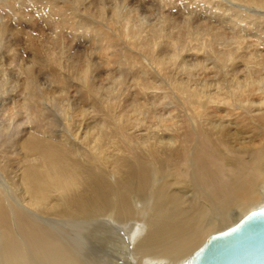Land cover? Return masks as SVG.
<instances>
[{"label": "bare ground", "instance_id": "obj_1", "mask_svg": "<svg viewBox=\"0 0 264 264\" xmlns=\"http://www.w3.org/2000/svg\"><path fill=\"white\" fill-rule=\"evenodd\" d=\"M27 1L60 27L61 45L79 36L77 47L97 45L100 60L77 68L56 55L43 71L37 65V77L26 66L34 57L24 55L15 80L0 83V264H182L209 236L264 207V0H169L166 24L178 15L184 27L173 26L164 44L160 28H146L147 37L132 25L150 11L148 0H137L148 5L139 9L131 0L5 4L23 13ZM194 12L210 65L202 62L209 76L190 86L175 75L178 61L197 57L181 56L195 39ZM120 236L119 253H107Z\"/></svg>", "mask_w": 264, "mask_h": 264}, {"label": "rangeland", "instance_id": "obj_2", "mask_svg": "<svg viewBox=\"0 0 264 264\" xmlns=\"http://www.w3.org/2000/svg\"><path fill=\"white\" fill-rule=\"evenodd\" d=\"M1 2H0V83H3V82H5V84L7 85V83L9 82V81H14L15 80V77H14V75L12 74V73H15L16 71H18V69H20V66H21V64H23L24 62H23V60L24 61H26V57H28V56H33L34 57V59L35 60H33L34 61V63H32V64H26V66L28 65L29 67H30V65H33L34 67H35V69L37 68V65H38V70H39V72H41V71H43V70H41V67H40V64L41 65H44L45 63H46V61L47 62H50V60L53 58V56H56L57 55V57H60V56H62V54H64V56H62L63 58H68L67 59V63H70V62H75V63H77L79 66H77V68H82V64H84L85 65V63L87 62V64H86V66L87 65H90L91 67H92V69L93 68H97L98 66H99V60L100 59H98V58H100V53H98L96 50H97V45H93L94 47H96V48H88V49H86V47H84V49H82L81 47H77L79 44H81V46H83L82 44H84V39L83 38H80L79 36H78V39H80V40H78V42H77V40L76 41H74V44L72 45L71 43H64L63 45H61V43H60V39H59V37H57V33L59 32V31H57V30H60V27L59 26H57V25H54L55 23H54V21H53V19L52 20H50V19H48V21H46V17H45V14L43 13L44 11L42 10V8H44V7H39V6H41V4L40 5H38V7L36 6V7H34V6H31L30 5V3H28V1H27V4H26V6H28V7H26L25 8V11L22 13V12H19V11H17V10H14V9H11V8H9L8 6H7V4H5L6 3V1L7 0H0ZM4 1V2H3ZM56 1L58 2V1H60V0H52V2H54V3H56ZM109 2H114V3H119L120 5H122V3H123V1L122 0H120L121 2H119V0H108ZM132 1V4H134V8H136V9H139V8H141V7H146V6H150L151 8H150V11H148V12H143V13H141V16H139V18L137 19L136 17H135V19L136 20H134L133 21V24L132 25H135V26H139L138 28H136V30L138 29V30H140V32H143V30L145 31V32H143V35L142 36H144V35H147V37H149V35L150 36H154V34L152 33V32H150V30L148 31L146 28H148V29H159L160 28V34H155V35H159L158 37H159V39L158 38H156L157 36H155V38H156V40H157V42L158 41H162V42H158L159 44H164V43H168V38H166V37H168V34H169V30L173 27V26H179V23H181L180 24V27H184V24H182V20H180V18L181 17H179L178 15L177 16H171V18L172 19H167V23L168 22H170V26H171V23L173 22V23H175L176 21H178V22H176V24H173L171 27L168 25V24H166V18H168V17H164L165 15H162V11H163V8L166 6H169V2L171 3V1H169V0H164V1H161V0H148V5H144V3H141V2H139V1H137V0H131ZM134 1V2H133ZM193 1V0H192ZM137 2V3H136ZM168 2V3H167ZM181 2H183V6H187V2H185V0H183V1H179V0H173V3L174 4H178V3H180V4H178L179 5V7H181L180 5H182L181 4ZM194 2V1H193ZM113 3V4H114ZM146 3V2H145ZM187 3V4H186ZM29 4V5H28ZM131 4V3H130ZM131 4V5H132ZM142 4V5H141ZM186 4V5H185ZM193 4V3H192ZM192 4H190V5H192ZM199 5H203L204 3H202V2H199L198 3ZM4 5V6H3ZM119 5V6H120ZM195 5V4H194ZM197 5V4H196ZM195 5V6H196ZM133 6V5H132ZM189 6V5H188ZM187 6V7H188ZM207 5H203V7H206ZM2 7V8H1ZM34 7V8H33ZM121 7V6H120ZM190 7V6H189ZM31 8V9H30ZM39 8V9H38ZM41 8V9H40ZM3 9H6V10H3ZM29 9V10H28ZM34 9V10H33ZM202 9V7H200V10ZM38 10H41L40 12H36V11ZM2 12V13H1ZM10 12V14H8ZM12 12V13H11ZM35 12V13H34ZM167 12V11H166ZM175 12V11H174ZM40 13V14H39ZM28 16H27V15ZM33 14H35L34 16H33ZM145 14V15H144ZM194 14H195V16H194ZM197 14H199V12H194V13H192V15L190 14L189 16H193V17H195V19H194V23H193V25H190L189 26V28L190 29H192L193 27H194V29H192V30H190L189 28V31H191V34L192 35H190L191 37H194L195 39H194V41H192V43L186 48V49H184V50H181L182 48H179L181 51H182V55L180 54L181 53V51H179L178 53L181 55V56H187V55H189V54H191V56H194V57H196V60L194 59V60H192V61H190L189 62V60L188 59H190V58H188L189 56H187V63L186 64H182V62L181 61H178V64H179V62H180V64H179V66H177V67H181V66H186V68H184V67H181L180 69L181 70H179L178 68V71H176V75L175 76H178L179 77V81L181 80V81H189L190 82V86H194V84L196 83V82H198V81H204L205 79H206V77H208L209 75H208V69H207V73H205L206 72V68H207V66H209L210 65V61L208 60V62H207V59H209L208 57L206 58V56H208V54H209V52H210V47H209V45H208V43H206L205 42V40H201V39H204L206 36H199L198 34H197V32L198 33H200L201 31H198V30H196L195 29V27H196V24H197V22L200 20V21H202L201 19H199L198 17H196V16H198ZM12 15H14V16H12ZM38 15V16H37ZM44 15V16H43ZM44 18H43V17ZM145 16V17H144ZM188 16V17H189ZM42 17V18H41ZM176 17H177V20H176ZM17 18V19H16ZM141 18V19H140ZM191 18V17H190ZM6 19H8V20H6ZM25 19V20H24ZM43 19V20H42ZM45 19V20H44ZM161 19V20H160ZM163 19H164V21H163ZM197 19H199V20H197ZM20 20V21H19ZM24 20V21H23ZM38 20V21H37ZM145 20V21H144ZM15 22V23H13V22ZM35 21H37V22H35ZM46 21V22H45ZM50 21H51V24H50ZM121 21H124V19H122V20H120L118 23H120L119 24V26H118V28H120L121 27V23H123V22H121ZM199 21V22H200ZM143 22H144V25H143ZM147 24H146V23ZM20 23V24H19ZM32 23H33V25H32ZM137 23V24H136ZM164 23V24H163ZM15 24H17V25H15ZM25 25V26H23V25ZM26 24H29V25H27L26 26ZM21 27V28H24L26 31H24V32H22V30L21 31H19V30H17L16 28L17 27H19V26ZM118 25V24H117ZM149 25V26H148ZM161 25V26H160ZM165 25V26H164ZM32 26V27H31ZM143 26L145 27V28H143ZM168 26V28H165V27H167ZM191 26H193L192 28H191ZM158 27V28H157ZM164 27V28H163ZM1 28H2V30H1ZM35 28V29H34ZM140 28V29H139ZM163 30H162V29ZM141 29H143V30H141ZM29 30H31L32 31V33H29ZM30 31V32H31ZM54 31H56V33L54 32ZM163 31V32H162ZM28 32V33H27ZM35 32V33H34ZM36 32H38V33H36ZM53 34H52V33ZM148 34H147V33ZM166 32V33H165ZM6 33V34H5ZM20 33V34H19ZM26 33L28 34V35H26ZM39 33L43 36L44 34H45V38L43 39V37L42 38H40L39 37ZM51 33V34H50ZM64 33V32H63ZM162 33V34H161ZM164 33V34H163ZM12 34V35H11ZM29 34H30V36H29ZM36 34H38L37 35V37H36ZM79 34V33H78ZM165 34H166V36H165ZM14 35H16V36H14ZM48 35V36H47ZM161 35V36H160ZM162 35H163V37L165 36V39L164 38H162ZM26 36V37H25ZM35 38V40H34V38ZM146 37V38H147ZM14 38V39H13ZM52 38V39H51ZM162 38V39H161ZM37 39V40H36ZM58 39V40H57ZM163 39H164V41H163ZM26 41V43L24 42V41ZM31 40V41H30ZM41 41L40 42V44H39V41ZM81 40H83V41H81ZM124 40L125 39H123L122 38V42H124ZM154 40V39H153ZM167 40V41H166ZM29 41H30V45H29ZM33 41V42H32ZM37 41V42H36ZM202 41V42H201ZM204 41V42H203ZM80 42H82V43H80ZM125 42H126V40H125ZM186 42V41H185ZM196 42V43H195ZM198 42V43H197ZM31 43H32V45H31ZM35 43V44H34ZM58 45H57V44ZM202 43H204V44H202ZM205 43H206V45H205ZM35 46H34V45ZM49 44V45H48ZM193 44V45H192ZM6 45V46H5ZM46 45V46H45ZM124 45V44H123ZM200 45L202 46V47H200ZM203 45H204V47H203ZM15 46V47H14ZM18 46V47H17ZM24 46V47H23ZM26 46V47H25ZM45 46V47H44ZM129 46V45H128ZM127 46V47H128ZM22 47V48H21ZM30 47V48H29ZM90 47V46H89ZM119 47H120V45H119ZM127 47L126 46H122V49H127ZM209 47V48H208ZM18 48V49H17ZM70 48V49H69ZM129 48V47H128ZM194 48V49H193ZM199 48H201V49H199ZM204 48V49H203ZM205 48H206V50H207V52H206V50H205ZM14 49V50H13ZM25 49V50H24ZM26 49H27V51H26ZM59 49V50H58ZM64 49V50H63ZM92 49H94L93 51H91ZM178 49V50H179ZM191 49V50H190ZM24 50V51H23ZM38 50V51H37ZM67 50V51H66ZM75 50V51H74ZM188 50V51H187ZM190 50V51H189ZM192 50H193V52H192ZM197 50V51H196ZM13 51V52H12ZM17 51V52H16ZM26 51V52H25ZM40 51V52H39ZM53 51V52H52ZM54 51H57V52H55L54 53ZM68 51H70V52H68ZM78 51V52H77ZM188 53H186V52ZM35 52V53H34ZM76 52V53H75ZM202 52V53H201ZM205 52V53H204ZM19 53V54H18ZM22 53V54H21ZM25 53V54H24ZM66 53V54H65ZM88 53V54H87ZM197 53V54H196ZM208 53V54H207ZM27 54V55H26ZM29 54V55H28ZM33 54V55H32ZM51 54V55H50ZM26 57H25V56ZM46 55L48 56V57H46ZM14 56V57H13ZM68 56V57H67ZM73 56V57H72ZM76 56V57H75ZM81 56V57H80ZM185 56V57H186ZM199 56V57H198ZM203 56H205L204 58H206V59H204L203 58ZM90 57V58H89ZM16 58V59H15ZM50 58V59H49ZM65 58V59H66ZM71 58V59H70ZM167 58H169V56H167ZM201 58L203 59V61L201 60ZM20 59V60H19ZM23 59V60H22ZM87 59H88V61H87ZM70 60V61H69ZM90 60L92 61V62H90ZM180 60V59H179ZM198 60H201L200 62L202 63H204L205 62V64H206V62L209 64H206L207 66H205V64H203V67L205 68V69H201V68H203L202 67V64H199V63H197V61ZM84 61H86V62H84ZM95 61V62H94ZM22 62V63H21ZM90 64H89V63ZM97 62V63H96ZM195 62V63H194ZM44 63V64H43ZM96 64V65H95ZM98 64V65H97ZM188 64H189V67H188ZM198 64V65H197ZM181 65V66H180ZM191 65H195V67H192L191 68ZM2 66V67H1ZM12 66V67H11ZM25 66V67H26ZM96 66V67H95ZM197 66H200V67H197ZM114 68H117V67H114ZM191 68V69H190ZM196 68V69H195ZM68 69V68H67ZM185 69H188L186 72L184 71ZM198 69V70H197ZM38 70L36 69V71H35V73H36V75H37V77H38V75L39 74H37V73H39L38 72ZM69 70V69H68ZM115 70V69H114ZM190 70H193L192 71V74H193V76H191V75H189V74H187V73H189V72H191ZM196 70H197V72H196ZM202 71H204L202 74H201V72ZM73 72V74L75 73V74H77V71L75 72V71H72ZM115 73L113 74V76H114V81L113 82H115V84L113 83V82H109V81H106L105 83H108L109 82V86H113L112 88H113V91L115 90L116 91V84H117V82L118 81H120V80H117L116 78H118V79H120L121 78V76H120V73H121V71L119 72V71H114ZM123 72V71H122ZM180 72V73H179ZM184 72V73H183ZM195 72V73H194ZM5 73V74H4ZM17 73V72H16ZM119 74V76H118V74ZM179 73V74H178ZM197 73V74H196ZM199 73V74H198ZM72 74V75H73ZM201 74V75H200ZM6 75V76H5ZM121 75H122V73H121ZM203 75V76H202ZM187 76V77H186ZM183 78V79H182ZM198 78V79H197ZM200 78L202 79V80H200ZM197 80V81H196ZM47 81H48V79H47ZM110 81H112L111 79H110ZM49 82V81H48ZM112 83H113V85H112ZM164 84V87H165V91L167 92V94H168V96H170V99H169V101H171L172 99H171V97L173 98V96L175 97V95L174 94H172L171 93V88H170V83H168L167 81H166V83H163ZM163 84L161 85L162 87H163ZM128 86V82H126V83H124V87L125 86ZM9 87H12V85H9ZM168 89H169V91H168ZM129 89L128 88H126V90L125 91H123L124 93H123V95L124 94H126V91H128ZM171 93V95L169 94V93ZM54 94H55V91L53 92ZM58 94H59V92H58ZM120 95H122V93L120 94ZM56 96H58V95H56ZM59 97V96H58ZM165 97V96H164ZM62 98V97H61ZM166 101V105H168V108H172L171 110L173 111V104L171 105V103L168 101V99H166L165 100ZM170 103V105H169V103ZM174 101V100H173ZM172 102V101H171ZM21 119V118H20ZM24 134V133H23ZM23 134H21L22 136H24ZM23 140V139H22ZM3 181H2V185L3 186H5V185H7V186H5V187H3L4 189H6V192L8 193L7 194V196H8V198L11 200V203L12 204H14V203H18V204H21V196L19 195V194H16L15 193V191H13L12 189L11 190H9L11 187H10V185H9V183L6 181V179H2ZM20 201V202H19ZM14 204V205H18V204ZM104 242H105V240H104ZM123 242H127L126 240H125V238H124V236H120L118 239H113V241H110L109 242V246L107 245V253H119L118 252V250L119 249H121L122 247H123ZM122 243V244H121ZM113 246V247H112ZM117 249V250H116Z\"/></svg>", "mask_w": 264, "mask_h": 264}, {"label": "water", "instance_id": "obj_3", "mask_svg": "<svg viewBox=\"0 0 264 264\" xmlns=\"http://www.w3.org/2000/svg\"><path fill=\"white\" fill-rule=\"evenodd\" d=\"M182 264H264V207L209 236Z\"/></svg>", "mask_w": 264, "mask_h": 264}]
</instances>
